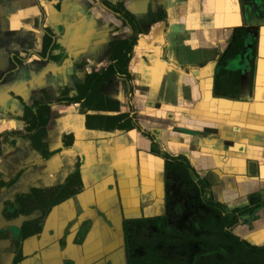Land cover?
<instances>
[{
    "label": "crops",
    "instance_id": "crops-1",
    "mask_svg": "<svg viewBox=\"0 0 264 264\" xmlns=\"http://www.w3.org/2000/svg\"><path fill=\"white\" fill-rule=\"evenodd\" d=\"M108 1L136 16L158 3L165 15L136 32L129 78L114 75L99 93L113 107L93 110L58 99L77 95L75 75L107 67L112 41L132 37L128 25L101 0H0V264H12V232L43 212L18 264H127L124 227L164 216L169 163L223 206L231 234L264 247V0ZM242 27L258 28L250 99L219 72ZM36 103H53L42 132ZM22 195L27 212L6 219L5 201Z\"/></svg>",
    "mask_w": 264,
    "mask_h": 264
},
{
    "label": "trees",
    "instance_id": "trees-1",
    "mask_svg": "<svg viewBox=\"0 0 264 264\" xmlns=\"http://www.w3.org/2000/svg\"><path fill=\"white\" fill-rule=\"evenodd\" d=\"M163 8H159L156 18L153 21L164 18ZM129 24L137 33L148 30L151 23L147 20V15L131 17L127 15ZM152 16H155L154 14ZM143 26V27H141ZM257 27H242L235 31L234 40L225 53L222 63L219 67L220 73L229 71L232 79L237 80L235 90L237 96L241 99H250L253 94L254 68L256 63V43ZM137 36L124 40H116L111 43V60L101 72L87 75L86 78L76 83L77 95L73 97H62L61 102H85L86 106L93 110H106L108 106L113 105L99 93L105 87L106 83L114 76L129 78L128 63L132 56V51L137 43ZM54 47V39L50 34L44 36V48L42 57H50V51ZM239 60V67L227 70L230 60ZM219 73V74H220ZM233 81L230 85L232 88ZM223 84L218 78L215 92L217 95L224 93ZM37 115L38 122L33 121L32 127L42 132V128L47 123V116L50 107L46 104H34L32 111ZM33 112V113H34ZM66 142L67 134L64 136ZM167 177L173 184L186 182L185 189L191 190L193 201L200 208L192 206L185 211L184 218L178 230L172 229L168 223L167 216L157 218L136 219L127 223L124 227L126 242L127 264H264V247L252 246L246 241L231 234L228 230L229 224L225 221V210L223 206L215 201L209 200L206 196L200 195V190L191 178L188 169L183 164H171L166 166ZM185 176V180H181ZM175 185V187H176ZM4 183H0V189ZM59 188L60 195L66 188ZM21 202L20 198L18 200ZM60 201V198L50 199L47 212L50 211L53 204ZM192 201V199H191ZM23 205V203H21ZM195 207V210L192 208ZM19 212L15 211L9 214L10 217H17ZM8 216V214H6ZM46 214H44V217ZM234 219L232 223H234ZM148 227L145 241H140V232L142 228ZM40 230L36 227L29 230L27 224L21 228L23 238L34 235ZM172 251V252H171ZM22 260L19 254L13 264Z\"/></svg>",
    "mask_w": 264,
    "mask_h": 264
},
{
    "label": "flooded vegetation",
    "instance_id": "flooded-vegetation-1",
    "mask_svg": "<svg viewBox=\"0 0 264 264\" xmlns=\"http://www.w3.org/2000/svg\"><path fill=\"white\" fill-rule=\"evenodd\" d=\"M153 2V1H152ZM101 4L102 5H104L105 7H107L108 9V11H109V13L110 14H112V17H113V19L114 20H116V18L118 19V20H121V22H122V24H121V28H123V26L124 25H128V27L131 29V31L133 32V35H132V37H134V36H137L138 34L135 32V30H133L132 28H131V26H130V24H129V20H128V14H130L131 15V17H135L136 15H134V14H131L128 10H126L125 8H124V5H123V3L122 4H120V5H118V4H113V3H111L110 1H108V0H101ZM155 7H156V12H153L152 11V9H151V4H150V8H149V10H148V12H147V16H148V18L149 17H152V15L153 14H157L158 13V11H159V8L161 7L158 3H156L155 4ZM153 18V17H152ZM155 18H156V16H155ZM149 20V19H148ZM141 27H143V26H141ZM117 30H119V29H117ZM117 30H115V31H117ZM237 30V29H236ZM235 30V31H236ZM132 37H130V38H132ZM234 37H235V32H234V35H233V37H232V42H233V40H234ZM113 41H116V40H113ZM112 41V42H113ZM56 42V41H55ZM110 49H111V46H110ZM110 49H109V52H110ZM52 53H53V49H51V51H50V57H47V58H51V56H52ZM110 57H111V53H110ZM112 62V60L109 62V64ZM108 64V65H109ZM88 74H86L83 78L82 77H80V76H78V75H75V77H74V84H76L77 83V81H79V80H81V79H84V78H86V76H87ZM75 88V87H74ZM58 102L60 103V98L58 99ZM64 103V102H63ZM46 105H48L49 107H50V109H51V105H53V103H48V104H46ZM50 111V110H49ZM63 141H64V138H63ZM1 182L2 183H4L5 185H4V187H6V186H8V184L4 181V180H1ZM0 182V183H1ZM3 188V187H2ZM1 188V189H2ZM0 189V190H1ZM57 194H59V196H60V190L58 191V193ZM38 199H36V201H38V200H41V197H39V196H36ZM19 198H20V200H21V202H19L18 200H19ZM21 198H25V196L24 195H22L21 197H19V196H17L16 198H15V200H13V201H11V200H7V201H5V203H4V209H3V215H4V217L6 218V219H13V218H16V217H10L9 216V214H11V213H9V212H11V211H13V210H15L16 212L18 211L19 212V214H18V216L17 217H19L23 212L25 213V212H27V211H25V210H22V208L23 207H25V199H21ZM51 199H53V198H51ZM15 203H17L20 207H17V208H13V205L15 204ZM21 203H23V205L21 204ZM38 204H39V201H38ZM22 207V208H21ZM42 208H44V207H42ZM45 210H46V208H45ZM15 211H13V212H15ZM12 212V213H13ZM6 214H8V216L6 215ZM47 216V215H46ZM46 216L44 217V212L42 213V215H40V217H38V218H35L33 221L32 220H30L29 222H24L19 228H17L18 230H17V233H13L12 232V241H11V249H9L10 250V252H12L13 253V260H12V264L14 263V261L18 258V256H19V254L21 255L22 254V252H23V244H24V242L27 240V239H29V238H32V237H39V235L42 233V219H44V218H46ZM25 224H27V227H28V229L29 230H34L36 227H39L40 228V230H39V232L38 233H36V234H34V235H31V236H28V237H26V238H23V236H22V232H21V228H22V226L23 225H25ZM5 232V230H1L0 231V238H6V233H4ZM18 264V263H17Z\"/></svg>",
    "mask_w": 264,
    "mask_h": 264
},
{
    "label": "rangeland",
    "instance_id": "rangeland-1",
    "mask_svg": "<svg viewBox=\"0 0 264 264\" xmlns=\"http://www.w3.org/2000/svg\"><path fill=\"white\" fill-rule=\"evenodd\" d=\"M191 178L195 180L194 177L190 174ZM181 180H185V176H181ZM186 182L173 184L172 182H168V185L165 188V196L163 192L164 197V216L168 217V223L172 229L178 230L180 228L181 222L184 218L185 211H187L191 204L192 206H195L197 208H200L199 205L195 204L192 197V191L185 189V184H187L188 180H185ZM195 182V181H194ZM196 183V182H195ZM176 185V187H175ZM165 186V184H164ZM202 194V191H200V195ZM202 196V195H201ZM192 199V201H191ZM195 207L192 209L195 210ZM161 217V216H160ZM146 234L148 233V227L142 228L140 232V241H145L143 237H146ZM172 252V251H171Z\"/></svg>",
    "mask_w": 264,
    "mask_h": 264
}]
</instances>
